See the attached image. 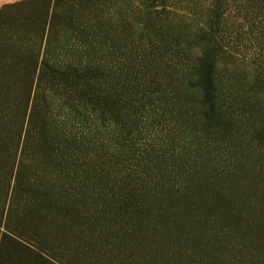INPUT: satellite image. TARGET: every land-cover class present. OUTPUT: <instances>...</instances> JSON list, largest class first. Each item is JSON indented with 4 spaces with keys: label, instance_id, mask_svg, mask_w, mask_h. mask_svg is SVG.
Segmentation results:
<instances>
[{
    "label": "trees",
    "instance_id": "1",
    "mask_svg": "<svg viewBox=\"0 0 264 264\" xmlns=\"http://www.w3.org/2000/svg\"><path fill=\"white\" fill-rule=\"evenodd\" d=\"M166 1L31 0L1 7L8 54L2 68L18 91L13 139L0 149L7 239L38 242L12 217L39 202L79 232L99 229L105 253L124 239L125 249H133L149 210L150 243L160 254H221L224 240L250 231L220 219L199 196L206 168L218 190L233 173L227 160H201L202 152L218 141L221 126L235 124L250 98L245 88L234 93L219 66L227 59L223 0L202 21L171 13ZM223 144L213 147L230 143ZM97 238L91 246L99 249Z\"/></svg>",
    "mask_w": 264,
    "mask_h": 264
},
{
    "label": "rangeland",
    "instance_id": "2",
    "mask_svg": "<svg viewBox=\"0 0 264 264\" xmlns=\"http://www.w3.org/2000/svg\"><path fill=\"white\" fill-rule=\"evenodd\" d=\"M24 1L31 0L16 2ZM130 1L137 4L140 0ZM214 3L215 0H167L166 6L171 13L181 15L186 21H202L215 15ZM222 10L220 33L227 59L219 66L226 67L234 93L245 88L250 98L245 112L241 113L240 110L235 114L233 126L227 123L220 127L217 136L219 144L224 146L223 143H230L229 147L215 149L216 140L202 152L201 160H227L233 173L218 190L210 184V175L213 176L214 172L206 168L202 174L199 196L210 211L220 215V219L237 220L243 224L238 230L244 231V227L249 225L250 231L224 240V245L227 242L226 248L221 254H160L156 251L158 245L150 243L149 210V215L144 218L148 217L147 222L137 231L133 249H125L124 239L115 251L105 253L100 250L103 233L99 229L94 228L92 233L90 228L87 234L79 232L68 219H59L49 207L39 202L40 205L35 204L27 209L18 208L12 217L21 232L35 233L38 242L25 238L9 240L4 236L8 230V218L7 200L2 192L3 182L5 184L7 178L5 153L2 151L0 264H264V0H223ZM10 14L14 17L19 15L18 12ZM5 45L4 37H0V70H4L0 71V149L8 146L13 139L14 115L18 109L13 106L15 97L18 98V91L13 86L14 75L2 68L8 55ZM252 96H256L257 100L252 102ZM173 137L177 140L176 135ZM191 144L195 147V140ZM231 146L233 156L224 154L232 149ZM176 215L173 214L174 219ZM52 216L57 218L53 219ZM86 235L91 240V248L83 244ZM97 236L101 237L99 249L97 245L91 246L94 241L98 242ZM237 250L241 254H236Z\"/></svg>",
    "mask_w": 264,
    "mask_h": 264
},
{
    "label": "crops",
    "instance_id": "3",
    "mask_svg": "<svg viewBox=\"0 0 264 264\" xmlns=\"http://www.w3.org/2000/svg\"><path fill=\"white\" fill-rule=\"evenodd\" d=\"M17 0H0V6L5 5V4H10V3H14Z\"/></svg>",
    "mask_w": 264,
    "mask_h": 264
}]
</instances>
